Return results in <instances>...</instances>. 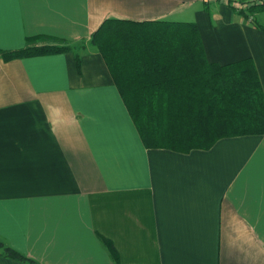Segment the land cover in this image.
<instances>
[{"label":"crops","instance_id":"obj_1","mask_svg":"<svg viewBox=\"0 0 264 264\" xmlns=\"http://www.w3.org/2000/svg\"><path fill=\"white\" fill-rule=\"evenodd\" d=\"M247 8L0 0V51L37 34L75 45L0 55V240L37 264H264V134L145 143L87 43L106 18L193 21L207 61L250 59L264 95V6Z\"/></svg>","mask_w":264,"mask_h":264},{"label":"trees","instance_id":"obj_2","mask_svg":"<svg viewBox=\"0 0 264 264\" xmlns=\"http://www.w3.org/2000/svg\"><path fill=\"white\" fill-rule=\"evenodd\" d=\"M262 6L264 2L253 3L247 9ZM248 10L243 12L248 15ZM87 43L107 61L145 143L208 147L222 136L264 134V95L251 60L208 62L195 22L106 18ZM74 47L69 41L37 34L27 36L23 47L0 55L10 58ZM103 242L116 257L112 243ZM0 254L37 264L1 240Z\"/></svg>","mask_w":264,"mask_h":264},{"label":"built area","instance_id":"obj_3","mask_svg":"<svg viewBox=\"0 0 264 264\" xmlns=\"http://www.w3.org/2000/svg\"><path fill=\"white\" fill-rule=\"evenodd\" d=\"M224 3H227L228 5L236 8L237 10H242L244 7L249 6L253 3H262L264 0H222ZM247 19L249 21L253 20V15L248 14Z\"/></svg>","mask_w":264,"mask_h":264}]
</instances>
